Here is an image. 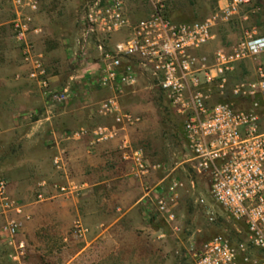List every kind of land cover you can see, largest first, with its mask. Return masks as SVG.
I'll return each instance as SVG.
<instances>
[{"label":"built area","instance_id":"obj_1","mask_svg":"<svg viewBox=\"0 0 264 264\" xmlns=\"http://www.w3.org/2000/svg\"><path fill=\"white\" fill-rule=\"evenodd\" d=\"M51 1L0 0V7L11 13L13 39L23 63L29 66L28 78L46 98L63 102L68 89L50 84L33 40L42 32L37 15ZM74 1L78 11L75 43L83 53L97 51L98 83L103 87L133 84L137 70L155 81L169 106L184 118L187 161L197 173L208 177L212 200L244 224V237L235 242L217 234L199 246L189 243L175 253L184 264H264V70L258 67L257 78L229 83L239 62L264 52V35L246 30L229 46L217 47L210 54L197 53L214 39L216 27L240 16V9L252 0H226L207 16L192 21L172 19L175 0H137L147 6V14L136 19L127 12V0ZM116 32H124V37L112 47L106 46V40ZM216 95L225 100H214ZM98 112L112 115L114 124L80 127L73 134L90 133L92 141L104 142L141 121L139 115L121 109L117 94L99 101ZM120 149L134 175L146 177L163 168L149 163L143 148L133 147L127 138L121 139ZM53 163L60 168L61 158L55 156ZM181 187L183 183L174 177L161 189L146 187L149 202L174 231L179 229L174 206ZM7 188L6 178L0 175V213L21 212ZM196 202L205 204L203 197ZM204 211L212 220L209 208ZM18 229L19 222L13 217L2 225L5 244L22 255L24 243L15 238ZM87 232L81 221H73L71 235L82 237Z\"/></svg>","mask_w":264,"mask_h":264},{"label":"crops","instance_id":"obj_2","mask_svg":"<svg viewBox=\"0 0 264 264\" xmlns=\"http://www.w3.org/2000/svg\"><path fill=\"white\" fill-rule=\"evenodd\" d=\"M225 1L214 0L216 6ZM42 11L37 15L42 32L33 37L34 45L50 84L68 89L63 102L46 98L28 78L9 12L0 7V175L21 208L0 213V264H35L36 252L42 264L51 256L54 264H175V251L187 244L175 243L171 225L146 197V187L163 188L165 176L134 175L120 149L121 139H133L135 127L146 122L148 104L142 93L151 78L137 70L133 84L101 86L97 51L81 52L75 36L63 31L60 17H42ZM243 25L247 29L240 32ZM220 26L226 29L215 28L214 39L226 35L224 47L246 30L264 35V0H252L240 16ZM123 37L124 32L113 33L105 45L112 47ZM258 67L264 70V52L239 62L231 76L254 79ZM113 94L122 110L141 121L104 142L92 141L90 133L74 135L80 127L114 124L112 115L98 112L99 101ZM55 156L61 158L60 168L53 163ZM8 217L19 222L15 238L24 243L22 255L5 244L2 225ZM75 219L88 228L82 237L68 231Z\"/></svg>","mask_w":264,"mask_h":264},{"label":"rangeland","instance_id":"obj_3","mask_svg":"<svg viewBox=\"0 0 264 264\" xmlns=\"http://www.w3.org/2000/svg\"><path fill=\"white\" fill-rule=\"evenodd\" d=\"M215 6L214 0H175L170 16L176 21L197 20L207 16L215 9ZM42 12H44L42 17H46V14L53 17L59 16L65 23L63 31L66 34L72 33L76 37L78 11L74 0H52L46 4ZM127 12L132 19H136L147 14V6L137 0H127ZM8 18H11L10 12ZM222 27L218 26V30L224 32L226 28ZM244 29H247L246 25L240 27V32ZM226 39H228L227 36L222 33L218 41L211 40L197 53L210 54L217 47H224ZM236 80L238 79H233L231 74L229 75V83ZM148 82L150 88L142 93L145 103L148 104V117L144 124L135 127L134 137L129 138V142L133 147L143 148L149 163L163 165V168L154 172L165 176L164 187L173 177L183 183L174 206L177 216L176 224L179 227L177 231L171 229L175 233V243L181 240L187 245L191 242L200 244L217 234L227 236L232 242L241 239L244 237L245 230L243 222L229 217L226 211L212 200L209 194L208 177L197 173L192 168L191 162L187 161L188 149L183 132V116L169 106L165 94L155 81ZM227 93L226 91L224 95ZM214 100H225V97L216 95ZM199 197L204 198V205L196 202ZM207 208L212 213V220H209L204 211ZM72 224L73 221L68 231L71 230ZM34 255L35 264H42L40 254L36 252ZM47 261L45 264H54V256L47 258ZM184 262V259L175 254V264H184Z\"/></svg>","mask_w":264,"mask_h":264}]
</instances>
